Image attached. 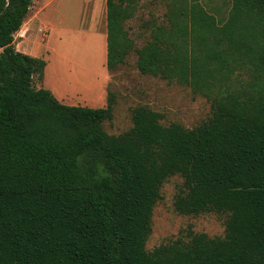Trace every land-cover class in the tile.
Segmentation results:
<instances>
[{
	"label": "trees",
	"instance_id": "obj_1",
	"mask_svg": "<svg viewBox=\"0 0 264 264\" xmlns=\"http://www.w3.org/2000/svg\"><path fill=\"white\" fill-rule=\"evenodd\" d=\"M33 0H0V264H264V0H230L224 21L201 0H165L134 49L138 0H106V68L132 50L142 75L186 85L211 116L188 130L132 110L109 135L104 108L67 106L35 87L45 61L16 50ZM178 175L180 215H226L225 234H191L148 253L153 207Z\"/></svg>",
	"mask_w": 264,
	"mask_h": 264
},
{
	"label": "rangeland",
	"instance_id": "obj_2",
	"mask_svg": "<svg viewBox=\"0 0 264 264\" xmlns=\"http://www.w3.org/2000/svg\"><path fill=\"white\" fill-rule=\"evenodd\" d=\"M38 1L41 4L46 3V8L40 17L49 26L48 30H43V34H48L46 43L49 48L55 50V53L51 51L48 53L54 69L59 70L68 62L71 55L80 56L85 53L84 56L89 59V73L93 77L95 74L100 75L103 69L106 71L105 63L99 62L95 50L100 47L95 35H105V21L100 17L99 1L92 0L95 25L90 19L87 23L88 28H86L87 24L85 28L82 25L90 17V0ZM201 2L217 20L226 19L230 0H201ZM165 13V0L137 1L132 18L125 22V29L133 42L134 49L141 48L149 40V29L145 25L151 22L160 23ZM93 27H98L100 32L94 33ZM24 37L25 32L19 38ZM16 45L21 48L18 39ZM136 58V53L132 50L126 56L125 64L108 72L107 91L114 95L115 103L112 119L103 123V129L107 134L116 136L128 131L132 127V110L137 107H145L159 113L160 124L164 127L179 124L191 130L209 119L211 107L205 97L193 94L186 85L140 74L136 68ZM183 189V179L178 175L167 178L161 185L159 190L161 198L153 207L151 232L145 243V250L148 253L178 239L187 241L189 233H203L210 238L224 236L226 215L213 212L180 215L174 210V200Z\"/></svg>",
	"mask_w": 264,
	"mask_h": 264
},
{
	"label": "crops",
	"instance_id": "obj_3",
	"mask_svg": "<svg viewBox=\"0 0 264 264\" xmlns=\"http://www.w3.org/2000/svg\"><path fill=\"white\" fill-rule=\"evenodd\" d=\"M98 1L100 4V17L105 21V35H95L100 46L98 50L97 48L95 50L99 62L105 63L106 66V0ZM38 2L40 1H32L25 21L20 30L14 35V44L17 51L45 61L42 79H35V87L49 90L60 103L67 106H81L94 109L105 107L109 80L107 68L106 71L104 69L101 70L100 73L103 75L95 74L93 77L89 73V59L84 56V53L83 55L80 54V56L71 55L68 62L62 65L59 70L54 69L55 67L50 62L48 53L49 51L55 53V50L51 47L49 48L46 43L48 34H43V30H48L49 26L40 17L42 11L46 8V3L41 4ZM89 3H91L90 17L88 16V21L82 25L83 28L89 23L90 19L93 20L91 21L94 24L92 0ZM86 28H88V24ZM93 29L94 33L99 31L98 27H93ZM23 32H25V37L18 38ZM17 39L18 45H21V48H18L16 45Z\"/></svg>",
	"mask_w": 264,
	"mask_h": 264
},
{
	"label": "bare ground",
	"instance_id": "obj_4",
	"mask_svg": "<svg viewBox=\"0 0 264 264\" xmlns=\"http://www.w3.org/2000/svg\"><path fill=\"white\" fill-rule=\"evenodd\" d=\"M18 38H19V36H18Z\"/></svg>",
	"mask_w": 264,
	"mask_h": 264
}]
</instances>
